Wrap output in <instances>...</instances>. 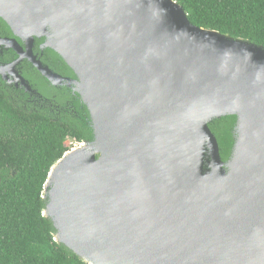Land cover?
I'll list each match as a JSON object with an SVG mask.
<instances>
[{"label":"water","instance_id":"obj_1","mask_svg":"<svg viewBox=\"0 0 264 264\" xmlns=\"http://www.w3.org/2000/svg\"><path fill=\"white\" fill-rule=\"evenodd\" d=\"M7 1L13 33L43 35L74 79L38 70L88 112L91 138L44 185L56 240L88 264H264V47L175 0ZM229 115L222 159L208 124Z\"/></svg>","mask_w":264,"mask_h":264},{"label":"trees","instance_id":"obj_2","mask_svg":"<svg viewBox=\"0 0 264 264\" xmlns=\"http://www.w3.org/2000/svg\"><path fill=\"white\" fill-rule=\"evenodd\" d=\"M175 1L194 25L264 47V0ZM74 95V111L57 114L15 106L0 94V264H88L56 240L43 214L51 167L73 142L91 138L88 112ZM234 123L229 115L208 124L222 159L230 153Z\"/></svg>","mask_w":264,"mask_h":264},{"label":"flooded vegetation","instance_id":"obj_3","mask_svg":"<svg viewBox=\"0 0 264 264\" xmlns=\"http://www.w3.org/2000/svg\"><path fill=\"white\" fill-rule=\"evenodd\" d=\"M4 6L8 7V1L0 0V10ZM45 42L43 35L33 34L31 39L25 28L21 35L14 34L0 15V94L18 107L71 113L75 107L73 92L63 83L53 85L35 65H46L53 73L74 79L71 70L63 69ZM63 90L70 94L69 99Z\"/></svg>","mask_w":264,"mask_h":264},{"label":"built area","instance_id":"obj_4","mask_svg":"<svg viewBox=\"0 0 264 264\" xmlns=\"http://www.w3.org/2000/svg\"><path fill=\"white\" fill-rule=\"evenodd\" d=\"M76 145H78V143H77V142H75L74 144H72V146H71V147H73V146H76Z\"/></svg>","mask_w":264,"mask_h":264},{"label":"rangeland","instance_id":"obj_5","mask_svg":"<svg viewBox=\"0 0 264 264\" xmlns=\"http://www.w3.org/2000/svg\"><path fill=\"white\" fill-rule=\"evenodd\" d=\"M75 142H73L72 144H74Z\"/></svg>","mask_w":264,"mask_h":264}]
</instances>
